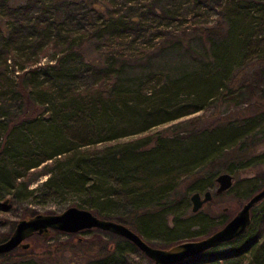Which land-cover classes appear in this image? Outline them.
<instances>
[{"label":"trees","instance_id":"1","mask_svg":"<svg viewBox=\"0 0 264 264\" xmlns=\"http://www.w3.org/2000/svg\"><path fill=\"white\" fill-rule=\"evenodd\" d=\"M206 4L218 11L214 21L196 16ZM190 8L196 10L192 20L188 24L178 23L177 19L184 18ZM261 32L264 0H0V207L31 194L37 187L29 186L30 182L45 172H49L45 183L57 182V186L78 190L89 188L92 192L94 183L89 181L88 172L95 171L114 182L104 189L102 197L92 199V210L129 223L144 235L148 230L138 223L145 214L170 211L187 199L190 187H200L203 171L211 176L221 170L237 171L246 164L248 149L264 137ZM45 44L54 48L49 54L52 61L40 69L34 65L11 73V63L20 61L24 67V60L32 53L38 56L39 50H47L42 47ZM89 44H94L100 59L88 53ZM178 47L188 55L187 61L169 65L170 71L157 76L155 58ZM233 48L247 60H239L238 54L234 57ZM153 78L158 80L153 91L163 97V102L170 103L172 96L182 91L191 94V99L177 104L174 113L152 121L188 114L172 124H188L183 136H188L185 146L191 151L189 156L157 159L152 149L135 146L144 145L136 141L111 142L101 150L79 149L69 144L72 137L68 136L66 126L78 117L88 124L106 122V138L117 136L114 114L123 115L126 104L135 109L144 107L153 94L145 81ZM211 99L227 102L236 111L201 122V115L195 112ZM48 102L56 114L44 116L49 120L42 121L40 129L36 125L42 117L38 115L40 106ZM167 134L155 136L153 148L159 150L172 136L181 135ZM85 157L89 158V171L80 161ZM56 172L59 181L53 179ZM257 174V182L251 185L246 197L264 184V167ZM117 194L129 201L130 212L103 211L101 202H108L109 196ZM222 212L224 216L218 224L211 218L201 221L193 237L222 224L228 218L226 211ZM15 221H11L0 239L10 233ZM94 228L108 231L117 241L125 239L134 244L119 233ZM167 231L170 230L164 229L165 234ZM171 234L172 231L167 235ZM35 236L47 237L37 233ZM64 242L58 240L55 250L42 251L46 260L52 259L51 253L59 251ZM95 244L101 243L82 242L87 250ZM223 244L229 247L219 249ZM100 246L98 250L104 253L88 255L90 264L114 261L112 246ZM15 248L20 253L31 251L30 247L16 246L0 252V257L6 258ZM70 259L68 263L52 260L54 264H73L74 258ZM174 264H264V196L252 206L251 221L240 235Z\"/></svg>","mask_w":264,"mask_h":264},{"label":"rangeland","instance_id":"2","mask_svg":"<svg viewBox=\"0 0 264 264\" xmlns=\"http://www.w3.org/2000/svg\"><path fill=\"white\" fill-rule=\"evenodd\" d=\"M184 4H187V2H184ZM195 11L196 10L192 8L186 10L184 15L185 17L177 19L178 23L182 22L181 24H188L192 20L193 16H195ZM199 12L200 14H197L196 16L207 18V21L209 22L214 21L219 16L218 11L211 8L209 4L202 5L201 8H199ZM77 35H79V33H77ZM259 37L264 42V39H262L264 37V32H261ZM42 47L47 50L45 52H41L42 50H39L38 56L33 55L32 53V58L29 57V59L26 58V60H24L22 64L24 67L20 66V61L13 64L11 63L9 66L11 73L14 75L18 70L29 69L34 65L37 66V69H40L48 61H52L53 57H50L51 55L49 54L53 52L54 48L49 44H45ZM94 48V44H89L87 46L88 53H90L92 57L96 56L97 59H100ZM232 52L234 57L238 54L235 48L232 49ZM244 56V54H242V57L238 54L237 58L239 60L243 59V62H245L247 58ZM187 58L188 55L182 48L179 47L165 51L163 56H157L153 63L156 67V72L158 71L157 76L163 75L166 71H170L168 70L169 65H173L175 63L178 64L180 61L186 62ZM159 63H162V65L160 66ZM82 80L84 79L81 78V82ZM157 81L158 80H156V78H153L150 81H145L148 91H150V88L152 87L151 92L156 94L153 95L149 93L151 97L146 99L147 101L144 102V107L135 109L132 107L133 105L126 104L124 105L123 115L122 113L116 116L114 114L113 121H115L116 130L119 131L117 136L110 139L106 138L109 135L107 132L108 125L106 122H101L103 124H100L99 121H94L93 124H88L83 118L78 117L77 119L70 121V124L68 123L66 126L68 136L72 137L68 140L69 144L77 145L79 149L89 148L101 150L105 145H108L111 142L124 141V143H126L127 141H136L138 143H143L144 145L135 146H138L139 148L143 147L144 149L149 148V150L152 149V153L155 154L154 157H157V159L164 158L163 160H176L185 158L186 155L189 156L187 153H190L191 151L185 146L187 143L186 141H188V136H183V134L186 133V131L183 130H186L189 127L188 124H179L177 126H173L174 124H172L178 119L188 117V114L155 123H152V121L174 113L178 109L177 104L191 99V94L182 91L181 93H178L176 97L172 96L170 103L163 102V97L158 95V92L153 91V84L157 85ZM242 105L244 104H241V107ZM40 107L41 111L38 115L42 117L36 125L42 129V121L49 120V118H45L44 116H55L56 111H54V106L49 102L44 103ZM231 111L236 110H233V106L229 105L227 102H222L218 99H211L206 101L203 107L195 113L201 115L202 122L203 120L215 118ZM57 115L61 117L59 114ZM150 122L152 124H148ZM176 132L181 134L178 138H176V136H172V139H168L167 145L161 147L162 149L160 148L157 150V148H153L155 147V136L157 137L163 133H168L167 135L170 136L174 135ZM151 133L153 136H146ZM258 135L262 136L263 134ZM90 137H95L97 140H89ZM248 150L249 151L244 157L246 164L243 167H240L237 171H231L234 174L233 183L226 191H223L221 194H214V190L217 185L215 176H211V174L207 171L201 172L202 176L200 178V187H190L187 199L180 201L170 211L161 210L160 212L145 214V216L139 220V226L148 230L144 235L142 233L141 234L154 244L167 245L179 238L185 237L186 235L188 237H193V234L197 233L196 229H198L199 223L206 218H211L212 221L217 223V221L224 216L221 214L223 213L222 211H226L229 217L246 198V195L250 191V187L254 181L257 182V171L264 167V137ZM91 151L92 150L89 151L90 154H92ZM88 159L89 158L85 157L83 160H80L85 166L84 169L87 171H89V167L86 164V160ZM49 160L50 159H48V161ZM37 167H39V165ZM88 173L90 177L89 181L94 183L92 186V192H90L89 188H86L85 190H78L67 185L57 186V182H54L55 184L45 183L49 172L39 174L29 184V186L37 187L31 194L21 198L9 200L7 205L0 207V217L3 218V221L0 223V235L9 230L12 220H16L18 217L26 214L27 211H30L31 209H35L36 211H59L69 204H77L91 208L92 199H94L95 196L102 197L101 193H103L106 187L112 185L114 180L110 179L111 177L99 176L95 171H90ZM55 177V181H59L57 172L54 174L53 179H55ZM96 185L101 187H96ZM206 188H209L212 192L210 198L206 199L197 210H193L191 208V192L199 190L201 195H203ZM108 198L110 199L108 202L104 201L103 198L100 200L104 201L103 203L101 202V205L104 207L103 211L108 210L113 214H125L130 212L129 210L131 204L123 196L117 194L113 197L109 196ZM158 223L161 226H159ZM164 229H169L173 232V234L167 235L170 231H167V234H165ZM28 240H30L29 247L31 248V251L20 253L19 250L15 248L6 256V258L0 257V264H54L55 261L52 259H58L66 262L71 260L70 258H74L73 264H90L88 262V255H101L104 252L98 250L99 246L101 245L100 247L110 249V244L112 246L111 254L114 261L109 264H151L152 262L139 247L132 244L130 241L125 239L117 241L116 236L112 235L108 231L98 230L94 227L89 228V230L76 231L72 234L63 231L58 233L51 232L45 239L33 235L28 237ZM58 240L66 242L62 243L63 245L60 246L59 251H54V247L56 246ZM85 240H95L101 244H95L87 250L84 249L85 246L82 245V242ZM225 247H229V244H223L219 249ZM51 249H54L52 250L54 252L51 253L52 259L46 260L48 258L42 253V251ZM45 260L48 262L45 263Z\"/></svg>","mask_w":264,"mask_h":264},{"label":"water","instance_id":"3","mask_svg":"<svg viewBox=\"0 0 264 264\" xmlns=\"http://www.w3.org/2000/svg\"><path fill=\"white\" fill-rule=\"evenodd\" d=\"M234 174L229 170H221L215 175L217 185L215 192L228 189L233 183ZM212 192L206 188L201 195L199 190L190 194L191 208L197 210L202 203L210 198ZM264 196V184L251 192L220 225L211 231L194 237H182L167 245L150 242L138 230L124 221L102 216L91 208L77 204H69L59 211L37 210L18 217L10 233L0 239V252L8 251L16 246L28 248V236L37 231L48 235L51 229L76 231L85 227H99L119 233L131 240L150 259L151 264H174L184 258L200 253L222 241L240 235L251 221L252 206ZM3 218L0 217V223Z\"/></svg>","mask_w":264,"mask_h":264},{"label":"flooded vegetation","instance_id":"4","mask_svg":"<svg viewBox=\"0 0 264 264\" xmlns=\"http://www.w3.org/2000/svg\"><path fill=\"white\" fill-rule=\"evenodd\" d=\"M93 227H96V226H93ZM93 227H85V228H82V229H79V230H76V231H80V230L83 231V230H87V229H89V228H93ZM54 230H58V231H60V232H62V231H63V232H68V233H69V232H73V233L76 232V231H64V230L54 229V228H53V229H51L50 233H51V232H54ZM36 233H37V234H42V233H38L37 231H34V232L31 233L28 237H31V236L35 235ZM42 235H44V234H42ZM17 247H18V246H17ZM109 247H111V244L109 245Z\"/></svg>","mask_w":264,"mask_h":264}]
</instances>
